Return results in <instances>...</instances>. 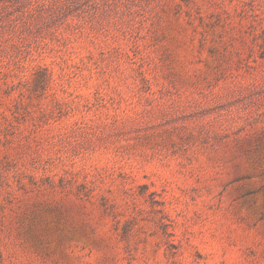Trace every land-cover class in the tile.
<instances>
[{"label": "rangeland", "instance_id": "1", "mask_svg": "<svg viewBox=\"0 0 264 264\" xmlns=\"http://www.w3.org/2000/svg\"><path fill=\"white\" fill-rule=\"evenodd\" d=\"M0 264H264V0H0Z\"/></svg>", "mask_w": 264, "mask_h": 264}]
</instances>
